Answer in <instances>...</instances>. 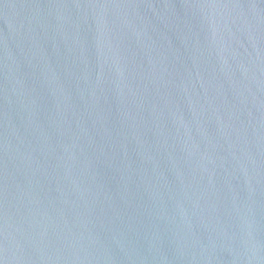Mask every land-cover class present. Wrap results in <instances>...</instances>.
<instances>
[{
    "label": "water",
    "instance_id": "water-1",
    "mask_svg": "<svg viewBox=\"0 0 264 264\" xmlns=\"http://www.w3.org/2000/svg\"><path fill=\"white\" fill-rule=\"evenodd\" d=\"M0 264H264V0H0Z\"/></svg>",
    "mask_w": 264,
    "mask_h": 264
}]
</instances>
